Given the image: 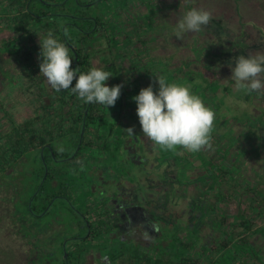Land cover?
<instances>
[{"label":"rangeland","instance_id":"1","mask_svg":"<svg viewBox=\"0 0 264 264\" xmlns=\"http://www.w3.org/2000/svg\"><path fill=\"white\" fill-rule=\"evenodd\" d=\"M151 7H156V10L150 12ZM192 8L210 11L213 20L203 31L189 32L184 34L183 39H177L174 34L177 19ZM145 14L154 16L153 29L138 34L135 33L132 25H128L127 32L133 36L136 34L138 36L133 39L132 44L124 47L125 50L127 49V53L120 62L117 61V64L121 66L122 84L126 87L129 86L128 80H131L130 82L138 80L141 83L140 89L153 85V74L160 75L164 65L170 66L171 69H177L179 66L184 67L183 65L188 64L192 71H201L205 64L220 63L219 53L226 47H232L233 42L243 45L247 55L264 54V0H132L124 12V17L125 20L135 19V26L139 28L147 22L142 16ZM124 24L126 25V23ZM145 35L149 36V48L147 50H144L141 41ZM38 36L40 34L37 35V46L32 49L35 61L41 59V37ZM17 37V32L8 28L6 23L0 27V43L5 40H15ZM26 46L29 47V45ZM26 46L21 49L20 54L12 56L9 60L4 55L0 56V64H2L0 68V141L2 142H5L6 136L11 133L13 122L23 124L27 120L49 116L44 107H50L51 103L49 104L48 98H41L40 94H44L46 91L52 93L53 88L45 78V91H41L39 80L31 79L27 63L24 64L20 61L21 54L28 49ZM94 47L96 49L93 53L94 63L101 68L105 65L102 62V57L111 58L107 49L108 42L103 39L96 42ZM232 53L235 55L237 52L230 51L231 61L235 58ZM232 67L235 66L232 64ZM213 70H215L214 67L206 72L209 79L212 78L211 72ZM40 74L39 71L38 75ZM231 76L232 71L228 64H221L217 77L225 83L231 79ZM202 80L200 78L199 83ZM110 82V79L106 81V85H110ZM233 85L238 94L234 98L230 97L227 101L228 106L231 107L235 100L241 97V102L244 103L245 101V107L250 108L254 120L264 119V97L255 92V95H249L255 99V103H247L241 91L236 89L234 82ZM154 91L158 93L159 87L154 88ZM131 94L126 93L123 97L125 96L124 101L126 103L132 102V105L125 104V109L122 112L111 117L112 122L118 119V123L121 125L113 134L111 149L104 150L103 146L94 143L95 148L88 147L82 151L85 156L78 164L74 165L75 167L73 166L75 160L73 162L72 158L69 160L65 158L59 160L55 165L52 164L51 166L60 172V174H53L58 178V185H47L39 198L34 201L32 209L28 205H30L29 202L40 185V178H37L33 170L35 166L41 168L42 162L32 163L34 158L28 157L21 164L15 178H11L8 174L0 178V206L2 205L8 210V200L15 206L9 210L10 213H3L0 227L10 228L9 225H11V231L14 228L22 235L21 242L20 239L12 236L7 229L0 231V264L14 262L15 257L19 254L17 255V252L15 253L13 250L17 251L21 243L27 244V242L33 246L37 245L42 254L43 251L48 252L50 257L42 255L45 258L44 264L45 262L46 264L50 262L51 264H62V260H65L67 256V253L64 255L63 247L69 243L68 250L71 252L76 244L74 239L69 242L68 239L86 234L87 229L84 226L86 222L80 213L86 212L89 207L99 208L103 205L106 207V204L99 201L98 195L92 196L94 193H91V184L95 179L94 174H91L92 166L94 169H98L97 173L101 176L116 181L117 190L120 192L117 206L122 205V212H126V208L131 209L135 205H140L147 209L153 219L151 221L156 224V227L161 225L165 227L173 221V223L171 222L173 232H179L180 224L189 225V232H180L179 235L181 239H193L194 245L190 251H194L196 246H212L221 239L223 230L216 223V219L221 214L236 215L245 211L253 216L250 207L254 202V193H243L241 199L237 195L244 192V189H252L255 186L264 190V123L259 129L253 126H238L236 128V134H234L236 138H239V133L244 132V129H249L253 134L250 133L248 139H242V145L245 146L244 154L239 158H228V162H225L227 168L239 172L234 178L231 175L226 176L227 181L223 187L224 199L218 201L217 198L220 196L216 193L217 189H212L211 186H208L207 189L205 182L209 181L201 178L202 173L205 172V168L201 165V154L204 151V154L216 156L212 149L205 148L199 152L200 156L199 153H192V156L182 160L180 157L190 152L177 147L173 151L174 155L169 152L170 156H165L163 151L166 150L154 145L143 135L137 115V104L130 96ZM123 97H119L117 102ZM70 123L68 120L66 128H69ZM40 125L41 123L37 124L38 128ZM223 125L220 129L221 135L231 129L224 123ZM128 128H134L135 135H129L126 130ZM103 130L106 131L104 135L107 137L110 133L109 126L105 124ZM255 131L257 134L254 133ZM122 134L124 135L122 136ZM93 138L95 141L96 138ZM223 140L224 138L220 139V142ZM102 143H104L103 140ZM54 147L57 150L63 148L68 155L72 153L68 138L57 140ZM137 152L143 156L141 157L144 163L141 164L143 166H136L137 174L135 176L134 170L127 164V160L131 156L129 153ZM94 154H96V161H92L91 158ZM86 159L90 160L91 163L87 162ZM74 168L78 171L74 172ZM131 175L133 176L129 177ZM134 178L137 179L134 180ZM131 180L134 183L130 182ZM52 193L55 194L56 198H54L53 203L49 204L44 201L45 194ZM174 203L182 207L183 203H186L187 207L175 210L173 209L175 208L173 207ZM198 204H203L205 207L197 208L195 205ZM46 206L47 208H45ZM181 211L191 212L185 223H182L184 220L179 214ZM97 212L91 209L88 217L93 219ZM168 214L170 221L167 218ZM162 216L166 218L164 219L166 220L165 223H161ZM255 220L258 225H262L260 217ZM99 225H104V222H99ZM162 228L160 227L159 230ZM252 241L258 242L264 254V234L261 232L253 236ZM95 242L94 244L86 242L79 247H84V250L89 249L94 254V257L90 255L87 261H84V256L81 264L110 262L108 254L101 258L102 263L97 262L98 252L102 254L103 252L108 253L110 250L109 242H103L102 239ZM175 242L176 240L171 247L175 246ZM197 242L198 245H196ZM13 243L17 249L11 248ZM159 243L165 244V248L169 247V242L165 237L156 238L150 245L156 246L159 250ZM133 244L137 245L136 243ZM76 248L78 249V247ZM114 249L120 250L119 248ZM33 250L36 251L34 247ZM35 255L34 253L33 257ZM156 255V253L153 254V256ZM77 257V253L73 251L71 254L73 264H76L75 259ZM21 264H25V261H22Z\"/></svg>","mask_w":264,"mask_h":264},{"label":"trees","instance_id":"2","mask_svg":"<svg viewBox=\"0 0 264 264\" xmlns=\"http://www.w3.org/2000/svg\"><path fill=\"white\" fill-rule=\"evenodd\" d=\"M131 2L132 0H0V27L6 23L8 28L14 29L18 34L15 40H5L0 43V56L4 55L9 60L12 56L20 54L23 47L29 45V47L26 46L28 48L26 52L21 54L20 61L24 64L27 63L31 79L39 80L38 83L41 84L40 90L45 91V77L41 74L38 75L40 64L43 62L42 58L39 61H35L32 53V49L36 48L38 43L37 35L40 34L41 38H45L47 33L51 31L54 38L68 46L72 58V68L74 70L78 68L79 73H87L94 67L99 68L94 63L93 53L96 50L94 45L96 42L105 39L108 42L107 49L111 58L102 57V62L105 65L99 69L112 74L109 78L111 81L110 85L107 86L123 85L121 66L117 64V61L120 62L125 53H127V49L125 50L124 47L132 44L133 39L138 36L137 34L133 36L127 32L128 25H132L135 33L140 34L142 31L153 29L152 25L154 22V16H151V14L142 15L147 22L143 23L139 28L135 26V19L125 20L124 12L128 9ZM155 10L156 7H151L150 12ZM64 28L68 29V36L64 35ZM141 41L144 50H147L149 48V36L145 35ZM230 51L237 52L235 55L232 53L235 58L240 55L247 56L245 47L233 42L232 47H226L219 53L218 59L220 63L205 64L204 69L201 71H192L188 64L183 65L184 67L179 66L177 69H171L170 66L164 65L160 73L169 83H178L189 87L192 93L199 96L204 104L215 113L216 118L210 149L216 156L204 154L205 152L203 151L200 160L201 165L205 168L201 178L209 181L205 182L207 183V189L210 186L212 189H217L216 193L220 196V198H217L218 201L224 199L223 187L227 181L226 176L231 175L234 178L239 172L235 169L232 171V168H227L225 162H228V158L230 159L231 157H241L245 152L242 139H248L250 133L253 134L249 129H244V132L241 131L239 133V138H236V135H234L236 134V128L238 126H253L259 129L264 123L263 118L253 119L250 108L245 107V101L242 103L241 97L237 98L231 107L227 104L231 96L234 98L238 94L233 85L235 81L228 79L224 83L217 77V72L221 64L229 65L232 62L229 56ZM233 65L235 66L234 63ZM1 67L2 64H0ZM212 67L215 70L211 72L212 78L209 79L206 72H209ZM200 78L203 79L201 83H199ZM130 81L128 80L129 86L123 85L120 97H123L126 93L131 94L133 92L130 96L135 97L140 93L139 85L141 83L138 80ZM75 82L74 80L73 87ZM152 86L157 88L159 84L154 83ZM241 93L247 103H255V99L249 96L255 95V92L246 94L241 91ZM44 94L45 96H43ZM44 94H40V97L48 98L49 104L51 103L50 107H44L49 116L27 120L23 124L13 122V129L6 136V141H0V178L7 174L11 178H15L21 164L28 157L34 158L32 163L42 162L43 167L38 168L35 166L33 170L37 178H40V185L36 190V195L34 194L29 202L30 205L28 207L30 209H32L34 201L39 198V195L43 193L47 185L58 182V178L53 174H60V172L51 165H55L59 160L65 158L68 160L72 158L73 162L75 160L73 166L78 164L85 156L82 151L88 147L95 148L94 143L103 146L104 150L111 149L113 134L121 126L118 123V119L112 122L111 117H115L114 115L122 112L125 109V104L132 105V102L126 103L124 101L125 96L117 102V105L107 108L98 103H85L70 90L56 92L53 89L52 93L46 91ZM10 117L12 118V116ZM68 120L71 123L69 128H66ZM38 123H41L39 128L37 126ZM223 123L231 129L221 135L220 129L224 126ZM105 124L110 128V133L107 137L104 135L106 131L103 130ZM119 130L121 131V128ZM254 133L257 134L256 131ZM93 137L96 138L95 141ZM62 138H68L70 142L72 153L69 155L64 150L61 152L54 147L55 142ZM222 138L224 140L220 142ZM102 140L104 143H102ZM183 151L185 150L183 149ZM27 152L30 154L28 155ZM163 152L167 157L170 156L169 152L174 155L173 151ZM190 156H192L191 152L185 153L180 158L184 160ZM91 158L93 159L92 161H96V154L92 155ZM86 161L91 163L90 160L86 159ZM92 169L91 173L96 174L98 169H94L93 166L91 167ZM73 171L76 172L78 170L74 168ZM249 192L254 193V202L250 207L253 211V216L245 211H241L236 215L225 213L218 216L216 223L223 230V234L221 239L217 240L214 245L196 246L194 251H190L194 245L193 239H181L179 235L180 232H189L190 226L180 224L179 232H173L171 227V225L173 226V221H171L172 223L170 222V224L163 227L164 237L169 242L168 248H165V244L159 243V250L154 246V252L145 253L137 246L125 242H122L119 247L108 244L110 247L108 251L110 262L112 264H264L263 250L258 242L252 241L253 236L261 232L264 234V190L255 186L252 189H244V192L237 196L241 199L243 193L249 194ZM14 195L16 196L17 193ZM49 195L47 194L46 196L49 197ZM50 197L49 202L53 203L56 196ZM8 204V210L2 205L0 206V221L3 219V213H10L9 210L12 207L15 208L14 203L9 200ZM195 206L197 208L205 207L203 204ZM173 207H175L173 208L175 210H178V208L183 209V207H187V204L183 203L182 207L174 203ZM179 214L184 220L182 223H185L191 212L181 211ZM167 216L169 220V214ZM258 217L261 218L262 225L257 224L255 219ZM162 218L161 223H165L166 220L164 219L166 218L164 216ZM9 226L10 228L1 226L0 231L7 229L11 235L18 238L17 234L19 233L17 230L13 228L11 231V225ZM174 240H176L175 246L171 247ZM196 245H198V242ZM19 247V250H13L15 253L17 252V255L19 254L15 257V261L7 262L6 264H21L22 261H25V264H37L34 261H29L28 257L32 256L29 249L21 247V245ZM11 248L17 249V246L13 243ZM114 248H119L120 250H115ZM155 253L157 255L153 256ZM62 264H65V261H62Z\"/></svg>","mask_w":264,"mask_h":264},{"label":"clouds","instance_id":"3","mask_svg":"<svg viewBox=\"0 0 264 264\" xmlns=\"http://www.w3.org/2000/svg\"><path fill=\"white\" fill-rule=\"evenodd\" d=\"M212 20L210 11L192 8L177 19L175 37L183 39L186 33L201 32ZM64 35L68 36L67 28H64ZM40 45L43 61L40 72L56 92L70 90L85 103H98L107 108L115 106L123 85L107 86L106 81L112 76L110 72L95 67L87 73H79L78 68L74 70L69 47L54 38L51 31L44 39L40 38ZM233 63L235 67H232ZM228 66L237 90L264 96V54L240 55ZM153 76L154 83L159 84L158 93L150 85L133 97L143 135L166 151L181 147L196 153L211 148L216 118L214 111L189 87L169 83L163 75ZM126 130L129 135H135L134 128Z\"/></svg>","mask_w":264,"mask_h":264},{"label":"flooded vegetation","instance_id":"4","mask_svg":"<svg viewBox=\"0 0 264 264\" xmlns=\"http://www.w3.org/2000/svg\"><path fill=\"white\" fill-rule=\"evenodd\" d=\"M129 155L131 156L128 158L127 164L133 168L134 171L133 170L132 171L134 172V175L136 176L137 174L136 166L144 163V160L142 158L143 156L139 155L138 152L134 154L129 153ZM132 176L133 175L129 177H132ZM93 177H95V179L93 180V183L91 184V191H92L91 193H94L92 194V196L98 195L97 197L99 198V201L101 203L106 204V207L105 205H103L104 208L100 206L99 208L89 207L86 210V212L80 213L82 214L81 216L83 220L86 222L84 224V226H86V229H87L86 234L77 235L76 237H72L68 239V242L74 239L76 244L71 249V252L68 250L69 243H67L65 247L62 246L64 255L67 253L66 259L62 261H65V264H73L71 260V254H73V251L76 252L78 256L75 259L76 264H81V261L83 260L84 256H85L84 261H87L90 255L91 257H94V254H92L91 253L92 251L89 249L84 250V247H81V248L79 247L86 244V242H89L90 244H94L96 243L95 241L98 242L101 239L103 242L108 241L109 244H112L113 246H117V247H119L122 242L129 243V244L136 243L137 244L136 246L138 245L143 246L147 249L146 251L148 252L152 247V245L150 244L154 242L156 238L158 239L160 237L162 238L164 237L163 232H162V230H164L162 228L163 225L160 226L162 230H159L160 227H156V224L151 221L153 219L149 215L147 209L140 205L138 206L135 205L131 209L126 208L125 209L126 212H122L121 210L122 205L119 204V206H117V202L120 197V192L117 190L116 181L105 178L101 176V174L97 176L94 175ZM130 182H133V180H131ZM53 185L57 186L58 182L57 181L55 183L53 182L51 186ZM46 195L47 194H45V196ZM50 196H55V194H50L49 197L46 196L44 201H46L47 203H50L49 202V199L51 198ZM100 208H101V211H100ZM91 209L98 211L97 215L93 217V219L88 217ZM104 209H105V212L102 213ZM99 222H104V225L100 226ZM123 235H125V237H123ZM17 236H18V239H20L21 241L22 235L17 234ZM21 247H25L31 251L32 256L31 258L28 257L30 262L34 261L37 264H44L45 258H43L42 255L44 254L47 257H50L47 251H43V254H42V252L39 251L37 245L33 246V244L27 242V244L21 243ZM33 247L36 249V251L33 250ZM76 247H78V249ZM34 253L36 254L35 257H33ZM105 253L106 252L102 253L103 257L107 255V253L106 254ZM109 260H110V257H109ZM49 264H51V262ZM103 264H112V263L109 262V263H103Z\"/></svg>","mask_w":264,"mask_h":264},{"label":"crops","instance_id":"5","mask_svg":"<svg viewBox=\"0 0 264 264\" xmlns=\"http://www.w3.org/2000/svg\"><path fill=\"white\" fill-rule=\"evenodd\" d=\"M91 174H94V173H91ZM94 175H99L98 173H96V174H94ZM161 242V241H160ZM141 251H144L145 253H151V252H153V248H154V245H152V247H151V249L147 252L146 250V248L145 247H143V246H140V245H138L137 246ZM141 247V248H140ZM143 249V250H142ZM106 254V253H105ZM108 254V253H107ZM103 257V254H101V253H99L98 252V258H97V262H100V263H102L103 261H102V258Z\"/></svg>","mask_w":264,"mask_h":264}]
</instances>
